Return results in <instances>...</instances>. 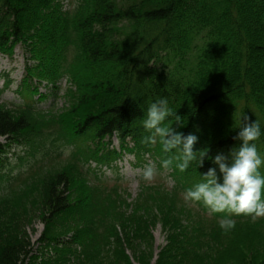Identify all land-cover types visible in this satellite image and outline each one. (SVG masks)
I'll return each mask as SVG.
<instances>
[{
	"label": "trees",
	"instance_id": "1",
	"mask_svg": "<svg viewBox=\"0 0 264 264\" xmlns=\"http://www.w3.org/2000/svg\"><path fill=\"white\" fill-rule=\"evenodd\" d=\"M18 45L21 101L0 100V264H264V217L232 216L225 232L226 213L184 203L210 161L181 173L174 160L173 188L142 184L133 200L118 173L111 188L102 177L123 152L172 155L142 142L161 97L210 155L239 146L242 115L264 129V0H0V50ZM256 143L264 155V135ZM13 145L24 154L11 162ZM36 213L37 250L25 226Z\"/></svg>",
	"mask_w": 264,
	"mask_h": 264
},
{
	"label": "clouds",
	"instance_id": "2",
	"mask_svg": "<svg viewBox=\"0 0 264 264\" xmlns=\"http://www.w3.org/2000/svg\"><path fill=\"white\" fill-rule=\"evenodd\" d=\"M243 116V118H242ZM236 126L239 131L234 140L239 141L238 147H232L225 154L218 152L210 155L209 150H194L198 136L193 133L185 135L173 127H183L181 116L173 113L164 97L148 103L146 117L142 126L148 133L142 142L148 145H161L164 153L172 154L160 162V166L168 169L173 165L179 172H186L195 163L203 168L205 160L211 166L200 172L198 183L187 188L183 193L186 205L202 203L211 213H226L218 220L221 230L227 232L234 228L232 216H250L252 219L264 217V155L258 151L257 141L264 135V129L256 120L250 121L242 115ZM171 123H165L173 118ZM156 167L149 162L145 165L142 178L152 181L156 175Z\"/></svg>",
	"mask_w": 264,
	"mask_h": 264
},
{
	"label": "rangeland",
	"instance_id": "3",
	"mask_svg": "<svg viewBox=\"0 0 264 264\" xmlns=\"http://www.w3.org/2000/svg\"><path fill=\"white\" fill-rule=\"evenodd\" d=\"M75 3L71 5V2L65 3V8H71L74 6ZM27 54L25 52V49L21 46H18L15 49V53L13 56L5 55L3 53H0V91L3 89L4 82L6 79H10L14 81V83L11 85V87L4 91L3 94L0 96L2 101H6L8 104H11L12 102H15L18 100V96L16 93V88L20 84V81L22 77L24 76V69H25V62ZM66 87V82L63 81V89ZM41 91H45V87H41ZM63 100L60 97V101L58 103V106L61 107L63 105ZM51 102V99H49L44 105L48 106ZM132 144V142H131ZM114 146L118 147V142L116 139H114ZM9 155L16 156V155H23V150L21 147H17L13 145L10 148V151L8 153ZM148 162H151L157 167V161L153 160L152 157L148 158ZM119 166V172L123 176V182L122 184V192L124 195L127 193L130 194L131 200L135 199L138 196V193L141 191L140 183L143 181L150 185H163L167 189H171L174 184V178L171 176L172 171H156V175L154 176V179L152 181H145L142 178V172L144 168L139 167L138 162L131 154H125L120 162L118 163ZM17 172V171H16ZM116 172L111 170L105 171V176L107 178V184L109 186L113 185L115 183ZM192 206L195 209H199L200 206L198 204H192ZM26 230L28 234L30 235L32 245H34V249L37 250L39 247V238L41 237L43 230H44V223L39 219V214H33L31 217V220L25 224ZM154 236H155V252L157 253L161 247H163L166 243L165 235L163 233L162 227L160 224L157 225V227L153 230ZM39 250H42L39 248ZM40 253V252H39ZM133 262L135 263L134 259L132 258ZM156 258H154L153 261H155ZM137 264V263H136Z\"/></svg>",
	"mask_w": 264,
	"mask_h": 264
}]
</instances>
